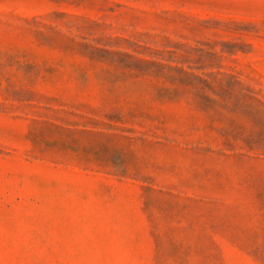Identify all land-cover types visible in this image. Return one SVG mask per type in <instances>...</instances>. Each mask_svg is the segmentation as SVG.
<instances>
[{
  "label": "rangeland",
  "instance_id": "1",
  "mask_svg": "<svg viewBox=\"0 0 264 264\" xmlns=\"http://www.w3.org/2000/svg\"><path fill=\"white\" fill-rule=\"evenodd\" d=\"M0 264H264V0H0Z\"/></svg>",
  "mask_w": 264,
  "mask_h": 264
}]
</instances>
